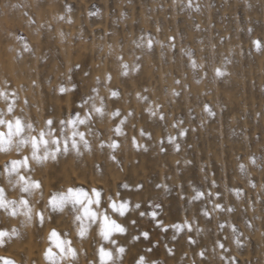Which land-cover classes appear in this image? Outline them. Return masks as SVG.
<instances>
[{
	"label": "rangeland",
	"instance_id": "obj_1",
	"mask_svg": "<svg viewBox=\"0 0 264 264\" xmlns=\"http://www.w3.org/2000/svg\"><path fill=\"white\" fill-rule=\"evenodd\" d=\"M0 92L26 135L87 117L55 159L0 152V188L32 209L0 210V230L16 231L0 257L48 264L54 229L76 253L62 264H98L101 246L125 249L116 264H264V0H0ZM24 156L31 194L4 172ZM68 188L100 193L92 209L126 229L115 245L87 220L81 238L71 204L46 207Z\"/></svg>",
	"mask_w": 264,
	"mask_h": 264
},
{
	"label": "snow or ice",
	"instance_id": "obj_2",
	"mask_svg": "<svg viewBox=\"0 0 264 264\" xmlns=\"http://www.w3.org/2000/svg\"><path fill=\"white\" fill-rule=\"evenodd\" d=\"M149 47H151V41H149ZM127 67L126 65L124 66ZM127 74V73H124ZM220 70H217V75H221ZM65 89H61V92H64ZM5 95L4 92H0V97ZM117 93L113 92L112 96H116ZM207 111V108H205ZM13 111L11 104L8 107V113L11 114ZM97 113L102 114L101 108H96ZM113 117L118 116L119 112H114ZM3 114L0 113V126L6 127L5 131H0V152L9 151L13 144L19 153L21 146L30 145L31 147V158L37 162L46 160L49 157L55 159L56 153L61 149L59 147L61 142V137L64 139V148L63 151H68V142L71 141L72 149H77L76 137L79 136L80 140H84V133L76 131V125L84 124L85 119H81L77 115L74 119H69L68 121H61L59 130H55L52 127L53 122L51 120L46 122L47 130H41L38 136L36 135H26V133H31L34 131L31 124H25L19 118L14 120L5 121ZM123 123V121H121ZM65 125L68 129H71V135H68L65 131ZM119 133L120 129L117 127L115 130ZM183 135V133H181ZM86 146V142H85ZM115 148L117 145H111ZM42 153V154H41ZM242 167V166H241ZM30 171L29 168V158L27 156L22 157L21 159H15L9 162H6L4 166V172L11 179H15L13 187L19 185V191L25 194H31L34 189H39L40 183L38 181H33L26 175L24 172ZM197 198L202 195L197 193ZM95 198V199H94ZM68 204H71L74 209L80 212V215H77L75 219L80 222L78 235L83 238L86 232V226L84 221L87 220L89 224H97L99 226V236L104 241H109L115 245V241L110 238L114 233L124 234L126 229L117 224L114 220L109 219L106 213H98L92 209L93 205H96L98 208L100 205V193L95 189L92 190V193L89 194L82 189L68 188L64 192L51 193L46 207L50 208L53 211L63 210L64 207ZM19 206L20 214L24 215L28 220L32 219V209L30 207L29 201L25 198L19 199V201H9L6 196L4 189L0 188V210L7 212L9 215L15 217L17 215ZM109 207L114 211L118 212L119 215L123 216L127 210V204L121 203L117 205L116 203H110ZM139 205H137V208ZM219 207V205H217ZM36 217L39 219L40 223L43 224L44 213L36 212ZM144 215V213H141ZM134 223V222H133ZM177 231L181 230L182 227H187V225H175ZM167 230V229H164ZM190 230V229H189ZM16 235L15 229L11 233H8L4 230H0V247L5 243L6 238H11ZM66 235V234H65ZM145 238H147V233H143ZM135 239V238H134ZM49 247L45 250L44 256L48 264H62L63 260L66 258H75V251L71 247V241L62 238L61 234L56 230H52L48 236ZM222 247V245H221ZM125 252L123 247H115L114 256L113 251L107 250L104 246H101L97 249L98 264H116V260ZM0 262L2 264H14V261L6 260L0 257ZM137 264H146L143 257L137 261Z\"/></svg>",
	"mask_w": 264,
	"mask_h": 264
}]
</instances>
